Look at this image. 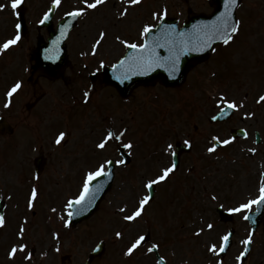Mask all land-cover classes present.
Returning a JSON list of instances; mask_svg holds the SVG:
<instances>
[{"label":"rangeland","instance_id":"374dc122","mask_svg":"<svg viewBox=\"0 0 264 264\" xmlns=\"http://www.w3.org/2000/svg\"><path fill=\"white\" fill-rule=\"evenodd\" d=\"M5 1L0 0V6L5 7V4H3ZM25 1V5L29 9L27 16L31 20H37L53 2V0ZM203 1L189 0V4L186 5L179 0H141L140 4L131 5L127 0H106L104 4L98 5L97 8L88 10L85 0H61L55 10L53 22L60 20L63 15L72 10L84 9V13L80 16L72 31V36L66 42L69 66L64 71V77L61 78V81L37 82H41L42 87L36 91V97L41 91L43 97L40 103H37L27 112L23 110L24 106L34 103L36 99V97H32L30 89L26 88L29 85H25V91L15 97L13 112L7 115V119L17 125L19 120L24 121L27 119L28 123L34 126V129L32 130L23 125L20 129L15 127L16 130L14 129L11 136L7 138L0 137V144L5 141H15L18 147L23 144L24 149L32 144L31 139L36 140L34 136H40L37 143L39 148L43 137L42 140L45 145H42V152L46 156L45 166L40 178L37 179V183L43 186L42 198L34 204L33 207L36 213L32 216L31 213L27 212L29 208L24 211L26 188H24L20 176L15 174L24 169V160L28 161V159L22 160L21 163L23 151L13 146L10 152L6 151V154H4L9 156L10 159L7 157V160L10 164L4 163V168L0 172V198L7 204V219L5 224L0 227V264H61L63 256L68 257V259H65L64 264H83L89 253L101 240L105 242V250L101 256L93 258L91 264H155L154 257L148 254V246L151 242L159 244V254L167 259V264H214L215 259L212 260L206 252L209 246L212 243L218 245L217 238L230 227L238 231L248 230L247 227L240 226L243 213L233 216L231 222L219 223L214 217V207L220 205L223 208H233L237 204L255 197L256 181L258 180L259 184L261 182L260 175L264 173V141L257 147L252 146L249 140L239 142L235 146L232 144L227 145L228 149L223 153V156L227 158V162L220 160L215 170L219 174L233 177V180L224 182L219 180L217 182L219 187L213 192L212 179L207 176L204 182L199 183L198 189L195 190L199 194L198 198L193 199L187 195L191 186L189 182L193 183V178H198L200 174H203L201 170L204 165L200 163L199 158H204L201 154L211 147L209 137L216 136L221 140L229 137L226 132L230 126L229 124V126L222 124L216 127V125L206 123L208 116L216 111L215 106L221 95L230 101H235L238 105H243L237 109L231 118L234 127L236 122V126H239L241 119L244 118V123L251 121L250 127L252 128H248L251 132L255 130L262 131L264 135V101L258 102L261 104L254 107V100H258L260 96L264 95V64L260 63L259 56L257 64L263 67V72L259 74L263 78H260L255 76L257 66L253 62L256 55L253 58L254 54H251V61L249 59L242 61L246 53L241 49L248 47L246 44H254L253 39L247 33L241 36L244 41H238L233 48H229L231 50L225 53V57L229 61L224 63L225 60L223 61L221 54L217 53L212 59L211 65L196 69L189 76L181 94L166 91L163 93L159 88L154 90L141 89L135 93L132 102L139 104L143 100L148 101L151 109L142 116L138 115L140 118V131L138 133L140 147L134 154V166L139 167V169L131 171L128 169L125 171L116 170L113 187L91 218L73 228L66 229L62 226L65 219L63 214H61L57 223L51 221L52 219L49 221L44 216L45 211L50 214V210H46L45 206L50 204L51 191H53V197L57 193L56 190L59 189L62 191L61 195L66 193L71 195L75 188L74 185L68 186L73 183L74 177H81L84 170H91L95 160L97 162L101 161L105 156L116 159L114 149H109L111 144L106 146L103 151L95 150V144L102 138L96 127L104 121L108 122V120L118 124L117 116H114V114L110 116L106 112L105 109L108 106H102L103 108L99 106L109 99L115 102V98L111 96H115L114 93L104 92V87L101 88L100 83H97L96 86L100 89L93 91L90 99L96 103V106L93 105L91 109H87L88 107H85L84 104H67L69 93L63 92L62 89L72 85L74 81L79 84L77 88L83 87L81 79L84 75L79 77L73 75L75 74L73 69L78 67L75 64L72 65L74 59L78 64V58L87 56L88 58L92 57L94 62L102 60L111 65L122 55L125 47L123 41L137 39L139 29L141 31L144 25L156 24L160 17L164 15L176 16L185 20V9L188 6L196 11L207 9ZM91 2H94V0H88V3ZM251 2H248L246 11H249ZM125 9H127V14L122 16L121 13ZM243 11L244 8L240 13L243 31L255 34V41L261 42V40H264V8L261 14L249 15L246 14V11L245 13ZM13 23L12 21L11 26ZM255 25L257 26L255 27ZM4 26L5 24L0 22V36L4 32H8V29L3 30ZM30 30L36 33L33 27H29L28 31ZM101 32L106 35L97 45L96 42L100 38ZM259 34H262L261 39L258 37ZM117 37L120 39H117ZM33 41H25L21 44L24 45L23 48L17 47L11 51L12 55L9 59L12 57L13 76L16 75L19 69H26L29 66L23 59V55L28 48H33ZM255 45L258 47V45H262V42ZM240 47L242 48L239 50ZM235 66L237 70L234 68ZM232 68L234 70L230 74L229 71ZM200 74L202 75L197 78ZM211 74H215V76L212 78ZM99 90L103 92L99 94ZM105 93L111 95L105 96ZM155 94L157 98L152 99L153 101L149 100V98H152V96H149H156ZM175 95L177 97H174ZM161 97H166L164 98L166 100H163L162 103H165L164 112L168 111L170 113L167 119L170 122L175 121V124H168L170 130L175 128L176 132L174 134V131H169L165 127L157 128L155 126L151 127L153 130L156 129L155 132L150 131L149 134H144L141 131L149 125L148 122L151 124L152 121H157L154 110H158L157 107L162 104L160 103ZM219 105L218 108L223 106V104ZM119 108L126 110V105L122 107L117 102L114 109L118 111ZM130 108L131 106H129ZM142 108L141 112H144L149 107L143 105ZM49 110L54 113H50ZM57 110L65 112V117L58 118ZM101 110H104V112H101ZM95 112L99 117H94ZM148 115L149 118H146ZM160 115L162 116V114ZM48 119H51V122L55 120L52 123L53 126L66 121L69 129L66 130V141L63 144L60 143V147H53L49 154L46 153V149L52 147L50 140L54 134L53 132L57 131L59 126L55 128V131L49 130L48 126L42 128L40 124L47 125ZM93 119H95L94 122ZM193 124L199 125L198 133H193ZM64 125L61 124L60 128ZM179 126L185 128L186 138L195 146L193 154L183 157V163L188 166L193 163L196 170L186 178V181L181 180L183 178V169H181L171 174L166 181L157 184L158 196L156 201L146 205L141 217L136 221H125L123 217L130 215L136 209L141 197L146 194L144 185L147 180L155 178L164 167L170 165L168 155L165 158L160 156L162 160L159 162L155 158L152 164H145L144 156L148 152L149 145H152L149 143L160 144L158 137L162 138L167 133L168 139L162 138L160 142L169 140L174 144L175 138L180 136V133H178ZM10 145H14V143H10ZM240 146L254 149H260L262 146V157L260 158L257 153L251 156L252 159H248L246 158V151L242 150ZM1 152L0 149V157L3 156L4 158ZM19 152L21 153L19 154ZM38 153H40V150H38ZM83 153L84 155L81 156ZM27 154L28 151L25 152V155ZM241 171L247 173L243 181L240 179ZM25 172L27 171L25 170ZM212 173L214 174V171ZM179 181L186 186L181 188ZM50 182L54 186L53 188L48 184ZM231 186L233 187L230 192L235 193L236 196L233 197L234 199L230 204L224 205L218 196L225 194V189ZM204 188L207 189V192H204ZM29 190L31 196L33 187H30ZM163 192H166L167 197L170 196L166 202ZM182 192H185L186 199H184L185 195L183 194L182 200H180ZM213 196L216 199H212ZM195 202L199 205L195 206ZM121 209H125V211H121ZM57 213L58 208L53 206V219L56 218ZM22 218L24 219L20 222ZM185 219H188L186 224L183 222ZM168 221L174 225H167ZM176 223L177 225H175ZM208 223L214 225L213 229L209 230L207 228ZM180 224H183L181 229L178 226ZM22 227L24 232L21 236L20 230ZM200 229H203V232L196 235ZM261 231L262 226L260 225L254 235L253 246L246 264H264V235ZM117 232L122 233V235L118 237ZM236 233L233 238V245L228 251L227 257L223 259L224 264H233V259L240 248L238 244L242 241L245 233ZM145 234L148 237L146 242L135 250L132 255H126L125 253L134 239ZM20 245H26V248L23 251H17L15 257L8 256L9 248L12 249L14 246L19 248ZM30 251H32L31 255ZM29 255L31 258H27Z\"/></svg>","mask_w":264,"mask_h":264},{"label":"snow or ice","instance_id":"6c2138e0","mask_svg":"<svg viewBox=\"0 0 264 264\" xmlns=\"http://www.w3.org/2000/svg\"><path fill=\"white\" fill-rule=\"evenodd\" d=\"M55 5H59L61 3V0H53ZM127 2L131 5H137L141 3V0H127ZM23 3V0H11V7L13 10L17 9L21 4ZM85 3L87 5V8L89 9H95L98 5L104 3V0H94L93 3H88V0H85ZM237 0H226V5L230 9L232 6L236 5ZM2 7V6H0ZM84 13V9H79L77 11H73L71 13H68L69 16H80ZM127 9H125L121 15H126ZM231 18V13L226 12L224 14V17L222 18V22L219 25H214L211 32L205 31L201 34H198V40L195 46L189 47L188 41L181 38L179 41L175 40L174 38H171L170 33H165L164 35L167 37L166 43H161L160 39L157 37H154L152 42L149 43L147 40L142 44H136V43H129L127 41H123L125 44V47L129 49H133L134 51L126 56L124 59L119 61L118 65H113L114 69L120 70L124 69L123 72H121L120 75L117 76V79L120 80H126L131 75L135 74H146L148 71L154 70L156 67H165L167 66L170 72L175 73L178 71V65L180 61V56L188 51H202L204 48L210 46V41L213 38L216 39H222L223 43L228 44L233 39V34L238 32L239 30V22L235 24L229 23V20ZM48 19V14H45L44 20ZM44 20L41 21V23L44 22ZM20 24L18 23L16 25L17 28V34L14 38L8 39L6 42L3 43V45H0V52L7 50L9 47L17 44V42L20 40L19 35V29ZM153 25H145L143 27L142 35L148 36L153 31ZM174 31V29H173ZM63 35V32H62ZM106 34L101 32L100 38L97 40V45L102 41ZM183 33L180 34L181 37H183ZM117 39H120L117 37ZM168 48L169 55L166 57H161L159 55V52L157 49L159 48ZM21 88L20 83H16L11 90L8 92V96L11 97L14 93H16ZM87 96L88 94L85 93ZM264 101V95L259 97V101ZM218 104H223L224 107L220 108V112L222 115H227L228 110H236L243 105H238L235 101H230L223 95L220 96V99L218 101ZM213 120L217 119V117L213 116ZM65 133H60L59 137L56 140V143L59 144L63 139ZM124 135L123 132L120 134H116L112 131H109L107 135L97 144V147L101 150H104L106 146L109 144L112 140L119 141L121 137ZM245 135L247 133L245 132ZM234 138L229 139H223L221 140L219 137H212V140L215 142H218L224 146L229 145L233 142ZM184 144L191 147V142L189 140H185ZM123 149L131 150L133 149L134 145L131 141L127 143L122 144ZM168 150L171 151L172 155H175L174 146L172 144H169L167 146ZM216 150L215 144L208 149V151L214 152ZM127 155H130L131 153H126ZM114 163L125 165L127 161L123 158V156L117 160L113 161L111 159L105 160L104 163L100 164L98 168L95 171H91L87 174V178L84 182L83 189L80 193V195L73 200H69L67 202V208L68 209H75L74 211H69L68 216L72 217L73 215H79L83 211L87 209V206L92 203V201L95 199V192L91 189L90 185L91 183L96 180L97 178L101 176H109L110 171L106 170L107 166H110ZM177 165L175 162H173L170 166L164 167L160 174H158L155 178L147 180L145 184V188L148 189L150 192L153 189L154 185H157L161 182L166 181L171 174L174 173L176 170ZM102 186H97L96 192L101 190ZM37 197V190L33 189L31 194V199L29 201V206H32V201H34ZM152 199L151 195H145L140 201L138 207L130 214L125 215L123 219L125 221H136L139 217H141L142 213L145 210V206L149 204L150 200ZM212 199H216L215 196L212 197ZM264 203V184L260 187V195L257 199L249 200L247 203L240 204L238 207L229 208L228 211L230 213H240L243 210H249L252 208L253 205H259ZM121 211H125V209H121ZM244 219H248V216H245ZM69 223L66 221V225ZM5 224V218L3 216H0V226H3ZM214 225L211 223L207 224V228L209 230L213 229ZM24 229L23 227L20 230L21 236L23 235ZM201 232H203V229H200L196 233V235H200ZM116 235L119 237L122 235V233L117 232ZM232 233H228L223 235L220 238V244L219 246L216 243H212L208 250L210 252H213L215 254L223 253L225 252L229 247V240ZM146 242V236L145 235H139L134 241L131 243L130 247H128L126 255H132L135 250H137L140 246H142ZM253 242V237L250 234L246 239L242 241V243L245 245L244 250L240 253V256L237 257V260L240 261L242 258L248 253V246ZM26 248V245H20L19 248L14 246L9 255L10 257H15L17 251H23ZM159 248L158 244H153L152 247L148 248V252H153L154 250H157ZM27 258H31L29 255ZM163 259V258H161Z\"/></svg>","mask_w":264,"mask_h":264},{"label":"water","instance_id":"95a60500","mask_svg":"<svg viewBox=\"0 0 264 264\" xmlns=\"http://www.w3.org/2000/svg\"><path fill=\"white\" fill-rule=\"evenodd\" d=\"M223 17H224V15H214L213 17H211V18L209 19L208 22H205V21L208 20L206 17H204V16H194V17H193L192 19H190V21L187 23L186 27H184V28L180 31V33H178V34L175 35V34L173 33L172 29H169V32H168V33L171 34V38H174V39L177 40V41H179L181 38L186 39V40H193L196 36H198V34H201L202 32H205V31H208V32H209L208 27H205V24H206V23H210V24H211V28H213L214 25H219V24L222 22V18H223ZM200 20H202V21H200ZM230 20H232V16H231ZM230 20H229V23L232 24V22H231ZM166 22H168V21H166ZM166 22H165V23H166ZM170 23H173V21H170ZM181 33L184 34L183 37L180 36ZM154 37L159 38V39H160V42H162V40H163V37H162V29L159 30V31H157V32H155L154 34H152V35L150 36V38H149V42H150V43L152 42V40H153ZM214 40H215V38H213V39L211 40V42L214 41ZM217 40H218V39H216L214 42H216ZM214 42H213V43H214ZM213 43L207 48V50H209V49L213 46ZM161 49H163L164 51H168V48H167V47H165V48H161ZM184 54L187 56V57L185 56L186 59L184 58V59L182 60V62H183L184 64H185L186 62L192 60L193 58H195V56H194L193 54H191L189 51L186 52V53H184ZM167 56H168V55H167ZM188 56H189V57H188ZM196 60H198V58H196ZM163 68H165L167 72H170V70L168 69L167 66H165V67H163ZM181 68H182V66H181ZM158 70H159V67H156L154 70H151L150 73L152 72V75H150V77H158L159 79H161V80H162L163 82H165V83H169L170 80L172 81V78H168L167 76H164V75L161 74V73H157V74H156L155 71H158ZM170 73H172V72H170ZM175 73H176V72H175ZM155 75H157V76H155ZM139 80H141V77H139V76H137V77H133V78H132V81H131L130 83H132V82H134V81H139ZM124 84L127 86L128 82H125ZM93 201H94V200H93ZM87 264H88V262H87Z\"/></svg>","mask_w":264,"mask_h":264},{"label":"flooded vegetation","instance_id":"af4514ba","mask_svg":"<svg viewBox=\"0 0 264 264\" xmlns=\"http://www.w3.org/2000/svg\"><path fill=\"white\" fill-rule=\"evenodd\" d=\"M5 59V58H4Z\"/></svg>","mask_w":264,"mask_h":264}]
</instances>
